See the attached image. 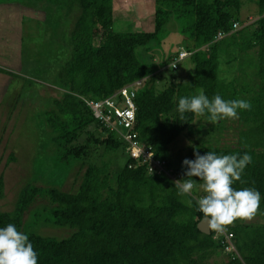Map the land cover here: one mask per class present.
I'll use <instances>...</instances> for the list:
<instances>
[{
	"label": "trees",
	"instance_id": "trees-1",
	"mask_svg": "<svg viewBox=\"0 0 264 264\" xmlns=\"http://www.w3.org/2000/svg\"><path fill=\"white\" fill-rule=\"evenodd\" d=\"M129 1L130 5L138 0ZM242 4L243 0H153V30L147 32L121 25L114 17L115 0L67 2V16L73 20L70 53L58 67L60 93L51 101L46 125L59 162L80 163V182L75 192L28 183L13 210L0 211V228L11 223L27 234L38 253V264H264V0H253V18L248 17L250 12L241 18ZM172 18L189 44L167 55L163 64L176 71L188 59L193 71L189 79L176 80L174 74L169 79L161 77L137 58L138 48L150 52L149 45H161ZM115 20L122 26L119 31L113 28ZM233 23L242 27L233 32ZM218 34L225 36L214 41ZM181 51L186 56L173 69L171 64ZM231 64L237 65L234 77L229 80L222 74L220 78V68ZM0 74L10 73L0 68ZM137 81L143 82L133 89L134 132L160 169L130 158L126 145L104 130L81 100H103ZM200 89L210 99L218 94L224 100L251 103L250 110H239L236 120L241 127L234 130L232 143L220 145L227 118L210 122L206 115L186 112L180 119L179 99L197 95ZM181 134L186 144L191 140L190 145L183 153H173L169 146ZM118 149L125 152L127 161L115 169L111 157ZM99 150L100 159L91 162ZM208 151L252 157L242 174L243 183L236 181L233 187L259 191L261 202L255 217L260 223L237 219L227 227L236 251L233 256L214 239L215 231L206 236L197 230L204 217L196 199L205 193L197 187L181 196L170 178L187 179L183 160L195 159L194 152L203 155ZM107 155L111 157L105 159ZM193 179L197 185L202 183ZM3 197L0 175V201ZM32 206L29 222L42 216L43 221L68 227L73 233L61 240L32 233L29 226H23Z\"/></svg>",
	"mask_w": 264,
	"mask_h": 264
},
{
	"label": "rangeland",
	"instance_id": "rangeland-1",
	"mask_svg": "<svg viewBox=\"0 0 264 264\" xmlns=\"http://www.w3.org/2000/svg\"><path fill=\"white\" fill-rule=\"evenodd\" d=\"M0 1V68L10 73L0 74V175L4 181L0 211L11 212L20 190L26 184L75 192L83 169L77 162H59L46 125L51 101L58 98L60 93L57 85L58 67L69 58L70 53L69 39L73 20L67 16L69 0ZM138 1L142 4L137 6L135 4ZM138 1L129 5V0H115L114 17L122 21L121 25H129L133 31H152L153 0ZM255 8L253 0H243L240 11L244 15L241 18L247 17L245 15L249 12L248 17L253 18ZM118 24L115 20L113 28L119 31L122 26ZM167 31V37L161 45H149L150 52L146 48H138L137 58L155 69L161 77L169 79L174 74L176 80L189 79L193 71L188 59L178 64L176 71L163 64L167 55L189 44L178 32L175 19L169 21ZM5 50L9 55L3 53ZM236 66L231 64L222 71L220 68L219 77L223 74L231 80ZM240 127L236 119L225 121L220 145L235 141L237 132L234 130ZM183 135L169 146L171 152L183 153L190 145L191 140L186 144ZM101 154L99 150L91 162H97ZM110 157L107 155L105 159ZM113 157L115 161L112 167L115 169L123 167L127 161V155L122 149L115 151L111 159ZM38 203L45 205L43 201ZM33 208L30 207V213L24 215L26 222L23 225L29 226L32 233L57 240L65 239L73 233L68 227H57L49 221H43L45 217L42 216L34 217L29 222ZM238 220L246 224L260 223L257 217L250 221ZM221 259L217 258L218 261Z\"/></svg>",
	"mask_w": 264,
	"mask_h": 264
},
{
	"label": "clouds",
	"instance_id": "clouds-1",
	"mask_svg": "<svg viewBox=\"0 0 264 264\" xmlns=\"http://www.w3.org/2000/svg\"><path fill=\"white\" fill-rule=\"evenodd\" d=\"M250 109L249 101L224 100L218 94L210 99L204 94V90L200 89L197 95L181 97L177 111L181 120L185 118L184 113L191 112L196 116L206 115L208 121L216 122L226 118L238 119L239 110ZM194 155L195 159H184L182 162L187 166L184 173L187 179L177 180L175 183L181 196L190 195L197 187L205 193L196 199V203L197 210L203 214L209 229L223 233L237 219L252 220L260 207L259 191L251 187L239 190L233 187L236 181L243 183L242 174L252 163L251 155H218L209 151L203 155L194 152ZM193 177L202 183L197 185V179ZM0 264H38V253L28 235L18 231L11 223L0 228Z\"/></svg>",
	"mask_w": 264,
	"mask_h": 264
},
{
	"label": "built area",
	"instance_id": "built-area-1",
	"mask_svg": "<svg viewBox=\"0 0 264 264\" xmlns=\"http://www.w3.org/2000/svg\"><path fill=\"white\" fill-rule=\"evenodd\" d=\"M251 20V19H250ZM239 30V24L233 23L232 31ZM225 35L218 34L214 41H218ZM186 56L185 52L181 51L176 59L173 60L171 67L176 68V64L182 58ZM143 81H137L134 85L119 90L114 95L105 98L103 100H88L81 98L86 107L91 111L93 117L96 119L99 125L110 133H114L117 137L126 145L130 158L134 160H140L142 162H151L152 166H156L160 169V163L158 160H153L152 153L144 150L142 144H140L136 133L134 132V126L136 121V106L133 102L134 86L140 88ZM170 176L169 174H167ZM174 181L178 180L177 175H171ZM214 239H218L224 250L227 253L236 255L232 243V234L226 229L223 233H216Z\"/></svg>",
	"mask_w": 264,
	"mask_h": 264
},
{
	"label": "water",
	"instance_id": "water-1",
	"mask_svg": "<svg viewBox=\"0 0 264 264\" xmlns=\"http://www.w3.org/2000/svg\"><path fill=\"white\" fill-rule=\"evenodd\" d=\"M197 230L206 236L210 235V229L207 225V221L205 220V218H203L198 224H197Z\"/></svg>",
	"mask_w": 264,
	"mask_h": 264
},
{
	"label": "crops",
	"instance_id": "crops-1",
	"mask_svg": "<svg viewBox=\"0 0 264 264\" xmlns=\"http://www.w3.org/2000/svg\"><path fill=\"white\" fill-rule=\"evenodd\" d=\"M130 2V1H129ZM15 49H14V54H15ZM5 55H9V53L7 52V50H5L4 52H3ZM18 53V52H17ZM14 54H13V57H14Z\"/></svg>",
	"mask_w": 264,
	"mask_h": 264
},
{
	"label": "bare ground",
	"instance_id": "bare-ground-1",
	"mask_svg": "<svg viewBox=\"0 0 264 264\" xmlns=\"http://www.w3.org/2000/svg\"><path fill=\"white\" fill-rule=\"evenodd\" d=\"M227 230H228V228H227ZM210 233H211V230H210Z\"/></svg>",
	"mask_w": 264,
	"mask_h": 264
}]
</instances>
